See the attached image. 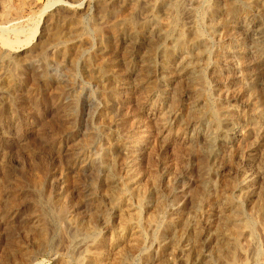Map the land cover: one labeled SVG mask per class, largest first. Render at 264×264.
Here are the masks:
<instances>
[{
  "label": "rangeland",
  "instance_id": "1",
  "mask_svg": "<svg viewBox=\"0 0 264 264\" xmlns=\"http://www.w3.org/2000/svg\"><path fill=\"white\" fill-rule=\"evenodd\" d=\"M11 1L8 0L7 9L13 11L14 16L17 15L19 24L23 27L29 26L32 19H38L44 8L48 10L42 39L44 44H31L27 49L31 51L28 57L25 56L27 53L17 56V60L24 63L25 74H16L18 72L10 67L12 62L9 58L0 57V216L4 217L0 219V227L4 233L0 240V264H5L6 261V264H9L10 260L15 264L22 257L32 256L42 244L46 246L45 251L50 247L56 249L60 255L57 264H82L80 262L85 259L86 264H89L88 254L94 253V256H98L94 259L98 260L99 264L101 261L102 264H229L233 259H251L256 246L264 258V115L260 121L257 119V114L264 112V0H235L237 11H240L239 16L227 14L226 7L224 8V4H228L227 8L230 6L227 0H201L200 4L186 5L180 9L178 17L172 18L175 30L167 40L146 28L141 29V42L137 43L135 34H129L126 23L119 25L116 31L110 30V23L121 19L133 0H21L23 3L20 0ZM83 1L85 5H81ZM53 2L55 4L50 6ZM1 6L2 4L0 12ZM150 8V5L147 6L141 15L135 17L150 16ZM157 10L160 20L167 9L165 5H159ZM240 13L244 14L243 17ZM15 22L16 20L8 23L0 20V34L3 27H9ZM60 23L62 33L72 37L70 41H77L82 46L83 52H76L74 61L72 58L62 57L58 48L59 40L53 38V32ZM226 23L230 35L235 33L237 40L239 39L240 47L236 48L229 39L230 35L225 36ZM81 27L88 32L87 35L75 37ZM9 31L7 36L13 38V31ZM177 34L178 37L181 35L185 42H205L204 46L206 45L208 51L206 57L203 51L205 47L200 46L198 49L195 42H189L194 43L196 47L193 46L192 53L186 52L188 57L185 56L187 54L175 47ZM21 37L24 38L25 33L22 32ZM196 48L198 51L202 50L204 55L201 57L207 58V61H202L201 57L199 61L195 59L198 53ZM221 49L224 53L218 67L215 66V60ZM229 49H233L231 56L228 55ZM132 50L138 51L133 53ZM144 51L149 53L151 62L147 60L149 58L146 59ZM167 53L170 59L167 58ZM142 55L144 59L141 58ZM182 57L196 61L193 65L203 70L204 81L192 82L186 75L177 80L175 76L167 83V91L164 90L162 85L167 78L163 68L177 65L182 61ZM242 57L245 59L244 67ZM88 72L91 73L90 76ZM100 72L111 73L112 79L104 78ZM9 78L13 79V83L7 81ZM200 83H203L202 86ZM146 84L156 90L161 88L167 101L173 102L177 99L183 117L189 116L182 120L183 129L181 127L178 130V125L171 130L161 127L159 109L154 108L148 101ZM193 86L204 90L201 91L202 94L205 93L202 96L205 101L221 105L222 108L224 106V109L228 110V115L225 119L224 116L221 122V129L225 128L228 121L229 125L238 127L244 136L230 144L223 142L222 135L219 134L215 147L212 152L208 149L209 152L204 134L198 131L196 125L191 124L193 117L192 109L190 111L189 108H192L196 97L192 92L195 91ZM205 101L202 98L199 106L203 108L207 104ZM107 105L112 106L110 114L113 117L110 114L103 117ZM251 114L256 116V119ZM112 119L113 123L118 121V134L123 137H126L127 133H145L146 141L144 140L142 147L135 153V163L138 164L137 170L140 174V189L143 188L142 201L138 204L137 196H131L129 199L132 204L130 208L134 209L132 219L141 216V223L144 222L142 229L145 241H142V245L136 243L138 239L129 234L121 241L119 248L115 247L119 242L120 224L119 212L112 201L116 198V192L124 186V175L126 172L128 174L127 163L131 158L118 150L114 140L111 144L114 155L111 165L116 175L117 191L112 193L110 186L104 189L97 186L106 174L102 158V147H106L103 129L106 130L104 126L110 125ZM205 120L210 121L209 118ZM202 163L208 165V169ZM240 181L243 182L242 185ZM145 184L147 186H144ZM222 189L225 193H233V198L241 201L246 215L256 217L254 236L248 235L242 229L237 231L240 237L238 245L232 241L234 230L221 227L225 215L222 201L225 195ZM67 191L69 197L66 196ZM194 198L199 200L196 202ZM135 210L142 212L139 214ZM175 211L184 217L180 219L183 226L180 222L174 223ZM152 212L155 213L153 216ZM155 215L160 219V226L157 227L152 224ZM41 217L43 218L40 222ZM144 228H147L146 231ZM182 231L184 235L181 234ZM133 242L138 245L135 246ZM85 245H91L90 253ZM22 249L29 251L28 255H23ZM79 251L82 252V259L78 256ZM121 252L125 258L117 260ZM76 253L78 257H73ZM42 257H46L45 252L39 259Z\"/></svg>",
  "mask_w": 264,
  "mask_h": 264
},
{
  "label": "bare ground",
  "instance_id": "2",
  "mask_svg": "<svg viewBox=\"0 0 264 264\" xmlns=\"http://www.w3.org/2000/svg\"><path fill=\"white\" fill-rule=\"evenodd\" d=\"M10 2H12L11 0H9ZM21 1V0H20ZM19 1V2H20ZM245 1V0H244ZM7 2H8V0H1V2H0V5L2 4V12H0V20L2 21V22H6V23H8V22H12L13 20H16V22L15 23H13V24H10L9 25V27H8V25H7V27H3L2 28V30H1V34H0V57H4L5 59L6 58H9L8 60L9 61H11L12 62V66H10L15 72H18V73H16V74H25L26 73V71H25V67H24V63H22L21 62V60L20 61H18L17 60V56H20V55H22V53H27V54H25V56L27 55V57H28V53L30 54L31 53V51H28L27 49H28V47H30V45L31 44H37V45H41V44H44L43 42H42V39H43V34H44V31H45V28H46V12H47V8H44V10H43V12H42V14L39 16V18L38 19H36L35 21H33V19H32V22L29 24V26L27 25L26 27H23L22 26V24H19L20 23V21H18V18H17V15H15L14 16V14L11 12V11H9L7 8H8V6H7ZM22 2V1H21ZM35 2V1H34ZM37 2V1H36ZM200 2H201V0H152V2H149V0H133V2H132V5L129 7V9H127V11H125V12H123V14H122V18L121 19H118L117 21H114V22H112V23H110V30H115V29H117L118 27H119V25H123V24H127L128 26H126V28H129V30H130V33L129 34H135V38H136V43L137 42H141V39H140V34H141V32H142V30H145L146 28H150L149 30H151L154 34H157V35H161V37H165V39L164 40H167L166 38L167 37H169L173 32H174V30H175V28H174V22H173V20H172V18H176V17H178V13L180 12V9L182 8V7H184V6H186V5H193L194 6V4H200ZM223 2H225V0L223 1ZM248 2V1H247ZM23 3V2H22ZM215 3V2H214ZM214 3H213V5H214ZM227 3H229L230 4V6H229V8H227L228 6V4H226V6H225V4H224V8L226 7V11H227V14H229V15H235V14H238V16H239V12L237 11V6H236V2H235V0H227ZM252 3V2H251ZM55 3L53 2V3H51V5L50 6H53ZM248 4V3H247ZM247 4H244V5H247ZM9 5V4H8ZM24 5H26V4H24ZM81 5H85V1H83L82 3H81ZM150 5V9H152L151 10V12L152 13H150V16H147V17H142V18H140V17H138V18H136L135 17V15H141V12L147 7V6H149ZM159 5H165V8L167 9L166 10V12H165V15H163V18L162 19H160L159 20V14L157 13V8H158V6ZM202 5V4H201ZM207 5V4H206ZM212 5V6H213ZM248 5H250V4H248ZM21 6V5H20ZM215 6V5H214ZM223 6V5H222ZM19 7V6H18ZM192 7V6H191ZM49 8V7H48ZM21 8H19V10H20ZM191 9V8H190ZM193 9V8H192ZM195 9V8H194ZM248 9V8H247ZM246 9V10H247ZM18 10V9H17ZM210 10V9H209ZM242 10V9H241ZM245 10V11H246ZM189 11V10H188ZM204 10H202V12H203ZM221 11V10H220ZM237 12V13H236ZM242 12H244L243 10H242ZM247 12H249V11H247ZM247 12H245V14L247 13ZM182 13V12H181ZM184 13V12H183ZM217 13V12H216ZM218 13H219V11H218ZM149 15V14H148ZM184 15V14H183ZM217 15V14H216ZM243 15L244 14H242L241 15V13H240V16L241 17H243ZM248 15H249V13H248ZM247 15V16H248ZM76 16H78V15H76ZM120 16V15H119ZM145 16V15H144ZM224 16V15H223ZM246 16V17H247ZM245 17V16H244ZM79 18V17H78ZM77 18V19H78ZM114 18V17H113ZM181 18V17H180ZM213 18H215V17H212V19ZM217 18V17H216ZM215 18V19H216ZM137 19V20H136ZM184 20V19H183ZM74 21V20H73ZM79 21V20H78ZM176 21V20H175ZM180 21H182V20H180ZM213 21V20H212ZM215 22V21H214ZM72 23H74V22H71V24ZM183 23H184V21H183ZM200 23V22H199ZM220 23H221V21H220ZM224 23V22H223ZM69 24V23H68ZM230 23L228 22V25H229ZM178 25H180V23H178ZM193 25V24H192ZM6 26V25H5ZM59 26H61V23L59 24V25H57L56 26V29L54 30V32H53V38L55 39V38H57L58 40H56V41H58V48H59V52L61 53V55H62V57L63 58H72V60H73V57H74V55H75V53L77 52L78 54L80 53V52H83V50H82V46H81V44L79 43V42H77V41H74V40H71L70 41V38H72V37H67L66 35H64V33H62L63 31H61L60 30V27ZM212 26H214V24H212ZM224 27V26H223ZM62 28V27H61ZM216 28V27H215ZM228 27H227V23L225 24V28H224V32L226 33V35L225 36H228L229 37V35H230V32H228V29H227ZM232 28V27H231ZM142 29V30H141ZM9 30H12L13 31V33H14V37L13 38H9V36H7V33H8V31ZM128 30V31H129ZM193 30V29H192ZM116 31V30H115ZM150 31V32H151ZM181 31H183V30H181ZM190 31V30H189ZM230 31V30H229ZM231 31H232V29H231ZM9 32H11V31H9ZM25 33V37L24 38H22L21 37V33ZM200 32V31H199ZM198 32V33H199ZM214 32V31H213ZM223 32V34L222 35H224L225 33ZM86 33H88V32H86V30L84 29V27H81V29L79 30V31H77L75 34H76V36L75 37H78L79 35H87ZM116 33V32H115ZM140 33V34H139ZM186 33V32H185ZM114 34V33H113ZM187 34V33H186ZM52 35V34H51ZM74 35V34H73ZM117 35V34H116ZM12 36V35H11ZM68 36H70V35H68ZM8 37V38H7ZM74 37V38H75ZM148 38V37H147ZM155 38V37H154ZM152 39V38H151ZM156 39V38H155ZM231 41H233V44L234 45H236V48H238V47H240L239 45V39L237 40V36H236V34L235 33H233L232 35H230V38H229ZM236 40V41H235ZM158 41V40H157ZM175 41V40H174ZM55 42V41H54ZM159 42V41H158ZM188 42V41H187ZM187 42H185L184 40H182L181 39V35H179V37H178V34H177V43H176V46L175 47H178L179 49H181V52H183V53H185V54H187L186 52H189L190 53V51H191V49L192 48H194V47H196V45H197V47H198V49H200V46H203V47H205L204 46V43H201V41H192V40H190L189 42H195V44L196 45H194V43H187ZM46 43V42H45ZM53 43V42H52ZM51 43V44H52ZM255 43V42H254ZM49 44H50V42H49ZM104 44V43H103ZM159 44V43H158ZM157 44V45H158ZM188 44V45H187ZM258 44V43H257ZM142 45V44H141ZM152 45V44H151ZM174 45V44H173ZM256 45V44H255ZM166 46V45H165ZM194 46V47H193ZM257 46H259V45H257ZM151 47H153V46H151ZM172 47V46H171ZM260 47H261V45H260ZM259 48V47H258ZM150 49V48H149ZM263 49V48H262ZM128 50H129V48H128ZM196 50H197V48H196ZM227 50V49H226ZM233 49H229V56H231L232 55V53H233V51H232ZM258 50H260V49H258ZM264 50V49H263ZM41 51V50H40ZM133 51V53L134 52H136V51H138V50H132ZM141 51V50H140ZM149 51V50H148ZM203 51H204V53H206V52H208L207 51V47H205V48H203ZM142 52V51H141ZM198 52V53H197ZM197 55H196V57H195V59L196 60H200V57L201 56H203L204 54L202 53V50L200 51H198L197 50ZM239 52L242 54V50L241 49H239ZM260 52H261V54H262V51L260 50ZM259 52V53H260ZM130 53H132L131 51H130ZM144 54H145V56H146V59L147 58H149V59H147V60H150V55H149V53L147 52V53H145V51L143 52ZM142 53V54H143ZM169 53V52H168ZM168 53H167V58H169L170 59V57H168ZM191 53H192V51H191ZM223 53H224V51L221 49L219 52H218V54L216 55V64H215V66H218L219 67V62H220V60L222 59V56H223ZM151 54V53H150ZM195 54V53H194ZM216 54V53H215ZM261 54H259V55H261ZM264 54V53H263ZM24 55V54H23ZM32 55V54H31ZM152 55V54H151ZM184 55V54H183ZM189 55H191V54H189ZM206 55H207V53L204 55L205 57H206ZM243 55V54H242ZM24 56V57H25ZM76 56V55H75ZM185 56H187L188 57V54L187 55H185ZM184 56V57H185ZM195 56V55H194ZM33 57V56H32ZM60 57V56H59ZM154 57V56H153ZM181 58L182 59V61L180 62V61H178V62H180V63H178L177 65H168V66H166V67H164L163 68V70L164 71H166V72H164V73H166L165 75H166V80H164L163 81V85L162 86H164L165 87V89L164 90H166L167 89V86H168V82H169V80H171L172 78H174L175 76H176V79L177 80H179L180 78L182 79L185 75V77H190L191 79V81L193 82V81H198V80H200V82L202 81H204V77H203V70L202 69H200V67H199V69H198V67L197 66H194L193 64H195L196 63V61L194 62L192 59L191 60H189L188 58ZM190 57V56H189ZM202 58V61H203V59H205V61H207V58ZM263 57V56H262ZM83 58V57H82ZM142 59H144V56L142 55V57H141ZM226 58V57H225ZM1 59V58H0ZM15 59V60H14ZM115 59V58H114ZM130 59V58H129ZM180 59V60H181ZM244 57H242V64H243V67L245 66L244 65ZM111 60V59H110ZM74 61V60H73ZM107 61V60H106ZM152 60H150V62H151ZM197 61V62H198ZM8 62V61H7ZM130 62V61H129ZM144 62H147V61H144ZM150 62H149V64H150ZM153 62H155V61H153ZM169 62H171L170 60H169ZM116 63V62H115ZM137 63V62H136ZM177 63V62H176ZM223 63V62H222ZM260 63V62H259ZM110 64V63H109ZM145 64V63H144ZM151 64H153V63H151ZM168 64V63H167ZM27 65V64H26ZM112 65H113V63H112ZM116 65V64H115ZM142 65V64H141ZM146 65V64H145ZM197 65V64H196ZM109 66V65H108ZM199 66H200V64H199ZM202 66H203V64H202ZM141 67V66H140ZM160 67V66H159ZM242 67V69H244ZM261 67V66H260ZM115 68H116V66H115ZM259 68V67H258ZM11 69V70H12ZM107 69V68H106ZM134 69V68H133ZM138 69H141V68H138ZM146 69V68H145ZM12 70V71H13ZM85 70V69H84ZM111 70V69H110ZM260 70V69H259ZM90 71V70H89ZM104 71V70H103ZM138 71V70H137ZM87 72V71H86ZM111 72V71H110ZM139 72V71H138ZM142 72V71H141ZM147 72V71H146ZM228 72V71H227ZM251 72H252V70H251ZM88 73H90V72H88ZM101 73V72H100ZM99 73V74H100ZM152 73V72H151ZM248 73V72H247ZM13 74V73H12ZM102 74V76L105 78V77H108V78H110V79H108V80H111L112 78L110 77L112 74L111 73H101ZM144 74V73H143ZM91 75V73L90 74H88V76H90ZM140 75H141V73H140ZM165 75H164V77H165ZM258 75V74H257ZM87 76V75H86ZM95 76H96V74H95ZM116 76V75H115ZM144 76V75H143ZM143 76H140V77H142V78H144ZM152 76V75H151ZM156 76H157V74H156ZM12 77V76H11ZM147 77V76H146ZM146 77H145V79H146ZM250 77H253V76H250ZM113 79H115L114 77H113ZM141 79V78H140ZM152 79H154V78H152ZM156 79V78H155ZM164 79V78H163ZM185 79V78H184ZM186 79H188V78H186ZM253 79V78H252ZM256 79V78H255ZM143 80V79H142ZM151 80V79H150ZM175 80V79H174ZM189 80V79H188ZM249 80V79H248ZM7 81H9V83H13V79L12 78H9V80H7ZM115 81V80H114ZM113 81V82H114ZM149 81V80H148ZM156 82H157V80H155ZM182 81V80H181ZM190 81V82H191ZM252 81V80H251ZM250 81V82H251ZM126 82V81H125ZM180 82V81H179ZM254 82V81H253ZM100 83V82H99ZM148 83V82H147ZM196 83V82H195ZM256 83V82H255ZM117 84V83H116ZM151 85H152V83H150ZM156 84V83H155ZM173 84V83H172ZM191 84H194V83H191ZM197 84V83H196ZM201 84V83H200ZM203 84V83H202ZM202 84L200 85V86H202ZM158 85V84H157ZM255 85V84H254ZM112 86V85H111ZM146 87H145V89H147L148 90V94H147V99H148V101L149 102H151V104H152V106L154 107V108H158L159 109V117H160V125H161V127H163V129H167V130H171V129H173L174 128V126H176V125H178V130L179 129H181V127H182V129H183V121L182 120H184L183 118L184 117H186V118H188L189 116L187 115V116H184L183 117V115H182V111H181V108H180V105L179 104H177L178 102H176L177 101V99L176 100H174L173 102L171 101L170 102V100L169 101H167L166 100V98H165V96L163 95V91L162 90H160L161 88H159V86H158V88H159V90H156V88H150V87H152V86H149V84H146L145 85ZM177 86V85H176ZM261 86V85H260ZM116 87V86H115ZM157 87V86H156ZM194 87V86H193ZM149 88V89H148ZM157 88V89H158ZM195 88V87H194ZM197 88H199V89H196L195 88V91H192V92H194L195 94H196V97H195V99L193 100V102H192V108H189L190 109V111H191V109H192V119L193 120H191L190 118H189V120H191L192 122H191V124L193 123V125H196V127H197V129H198V131L199 132H201L202 134H204V137H205V141H206V144H207V150L208 149H210L211 150V152H212V150H213V148L215 147V141L217 140V138H218V136H219V134L220 135H222V140H223V142H225V143H230V142H232L233 140H236L237 138H239L240 139V137H242V135H243V132L238 128V127H236V126H232V125H229V122L227 121V124H226V126H225V128L224 129H221V122H222V120H223V117H224V119L226 118V115H228V110H225L224 109V106H223V108L221 107V105H214V104H212V103H208L207 101H205V98L204 97H202L204 94H202V91L201 90H203V89H201V87H197ZM249 88H250V86H249ZM263 88V87H262ZM118 89V88H117ZM141 89V88H140ZM139 89V90H140ZM181 89V88H180ZM179 89V90H180ZM252 89H253V87H252ZM259 89V88H258ZM146 90V91H147ZM178 90V91H179ZM245 90V89H244ZM256 90V89H255ZM167 91V90H166ZM177 91V92H178ZM204 91V90H203ZM248 91V90H247ZM253 91V90H252ZM116 92V91H115ZM180 92V91H179ZM246 92V91H245ZM249 92H251V91H249ZM249 92H247V93H249ZM105 93V92H104ZM110 93V92H109ZM114 93V92H113ZM144 93V92H143ZM252 93V92H251ZM254 93V92H253ZM264 93V92H263ZM144 94H146V93H144ZM175 94H176V92H175ZM181 94V93H180ZM108 95V94H107ZM192 95H194L193 93H192ZM110 96V95H109ZM115 96H116V94H115ZM108 97V96H107ZM111 97V96H110ZM114 97V96H113ZM177 97V96H176ZM179 97V96H178ZM180 98V97H179ZM203 98V100L205 101V102H207V104L205 105V106H203V108L201 107V106H199V103L201 102V99ZM145 100V99H144ZM207 100V99H206ZM108 102V101H107ZM166 102V103H165ZM181 102V101H180ZM189 102H191V101H189ZM109 103V102H108ZM113 103V102H112ZM107 104V103H106ZM114 104V103H113ZM112 104V105H113ZM189 106H190V104H189ZM198 106V107H197ZM263 106V105H262ZM111 107L112 106H106V113H104L103 112V117L105 118V116H109V114L112 112V109H111ZM259 108H260V106H258ZM257 108V107H256ZM186 109V108H185ZM224 109V110H223ZM255 109V108H254ZM184 110V109H183ZM185 111V110H184ZM189 111V110H188ZM252 111H253V109H252ZM251 111V112H252ZM184 113V112H183ZM112 114V113H111ZM110 114V115H111ZM119 114V113H118ZM188 114H189V112H188ZM184 115H186V114H184ZM190 115V114H189ZM252 115V114H251ZM258 117H257V119H258V121H260L261 120V118H262V115H264V112L263 111H260L258 114ZM112 116V115H111ZM110 116V117H111ZM119 116V115H118ZM191 116V115H190ZM233 116V115H232ZM252 116H254V115H252ZM113 117V116H112ZM120 117V116H119ZM118 117V118H119ZM255 117V119H256V116H254ZM116 118V117H115ZM121 118H124V117H121ZM134 118V117H133ZM206 118H209L210 119V121L209 122H207L205 119ZM108 119V118H107ZM111 119V118H110ZM254 119V120H255ZM104 120V119H103ZM124 120V119H123ZM252 121H253V119H251ZM257 121V120H256ZM109 123V122H108ZM123 123H126V122H124L123 121ZM127 124V123H126ZM125 124V125H126ZM253 124V123H252ZM159 125V126H160ZM188 126V125H187ZM253 126H254V124H253ZM252 126V127H253ZM105 127V129L106 130H104L103 129V133H104V135H105V137H106V147H102V158H103V165H104V168H105V170H106V174H105V177H103V179H101L100 181H101V183L100 184H98L97 186H99L98 188L99 189H104L105 187H109L110 186V190H112L113 192L112 193H114V192H116L117 190H116V188L118 187L117 186V184H116V175H114L115 173L112 171V165H111V162H112V156H114V155H112L113 154V148L111 147V144H112V141L114 140V142H115V145L117 146V148H118V150H120V151H122V152H124V153H126L127 155H128V157L129 158H131V160H129L128 159V163H127V169H128V174H127V172L125 173L126 175H124V177H126L125 178V181H124V186H126L125 188H123L124 186H122L119 190L120 191H117L116 192V198H113L114 200L112 201L113 203V205H114V207L115 208H117V212H119L118 213V216H119V224H120V232H118L119 234H118V239H119V242L116 244V248H119L122 244H121V241L126 237V236H128L129 234H131L130 236H135V238H137L138 240H136L137 242L136 243H140V245H142V241H143V239H144V235H143V229H142V227H143V223H141L142 222V219H141V216H138L136 219H135V217H134V219H132L133 217V214H132V212L134 213V209L133 208H130V206L132 205L130 202H129V199L131 198V196L133 197H135V196H137L138 197V200L139 201H137L136 200V202H138V204H141V199H142V194H141V191H142V189L143 188H141L140 189V183H139V170H137V168H138V164H136L135 163V153L137 154V151L139 150V148H141L142 147V145L144 144V140L146 141V139H145V133H140V134H138V132L137 133H132V134H128L127 133V135H126V137H123V135L121 136L120 134H118V129H117V127H119V125H118V121L117 120H115L114 121V123H113V119L111 120V122H110V125L108 124V126L106 125V126H104ZM125 127H127V125L125 126ZM255 128H256V125L254 126ZM260 127H261V125H260ZM128 128V127H127ZM146 128V127H145ZM187 128V127H186ZM185 128V129H186ZM195 128V127H194ZM257 128H259V126L257 127ZM197 129H195V130H197ZM126 130V129H125ZM124 130V131H125ZM128 130H130L129 128H128ZM174 130H176V129H174ZM195 130H194V132H195ZM187 131V130H186ZM257 131V130H256ZM114 132H116L115 133V135H114ZM179 132V131H178ZM258 132V131H257ZM184 133V132H183ZM187 134V133H186ZM198 134V133H197ZM125 136V135H124ZM244 136V135H243ZM256 137V136H255ZM220 139V138H219ZM261 139V138H260ZM238 140V139H237ZM242 141V140H241ZM191 142H192V140H191ZM238 142H240V141H238ZM262 142V141H261ZM154 143V142H153ZM221 144V143H220ZM231 144V143H230ZM236 144H238V143H236ZM236 144H234V145H236ZM254 145V144H253ZM219 146V145H218ZM114 147V146H113ZM192 148L194 147V145H192L191 146ZM200 147V146H199ZM201 147H202V145H201ZM224 147V146H223ZM254 147V146H253ZM263 148H264V146H262ZM173 148V147H172ZM189 149V148H188ZM197 149H198V147H197ZM200 149V148H199ZM231 149V148H230ZM193 150V149H192ZM202 150H204V148L202 149ZM264 150V149H263ZM209 151V150H208ZM217 151V150H216ZM117 152V151H116ZM200 151H198V153H199ZM210 152V151H209ZM197 153V152H196ZM207 153V152H206ZM262 153H264V152H262ZM118 154V153H117ZM201 154V153H200ZM208 154H210V153H208ZM197 155V154H196ZM203 155V154H202ZM206 155V154H205ZM214 155V154H213ZM190 156V155H189ZM262 156H263V154H262ZM199 157H201V155L199 156ZM206 157V156H205ZM207 159L209 158L208 156L206 157ZM205 158V159H206ZM199 159H202V158H199ZM211 159V158H210ZM263 159V158H262ZM261 159V160H262ZM115 160V159H114ZM127 160V159H126ZM213 160H214V158H213ZM205 161V160H204ZM203 161V162H204ZM208 161V160H207ZM201 162V161H200ZM206 162V161H205ZM262 163H263V161H261ZM203 165H204V163H202ZM201 164V165H202ZM264 165V164H263ZM204 166H207V169H208V165H204ZM213 166V165H212ZM211 167V166H210ZM206 168V167H205ZM213 168V167H212ZM204 169V168H203ZM141 170V169H140ZM205 170V169H204ZM210 170H211V168H209V172H210ZM214 170V169H213ZM206 171V170H205ZM204 174V173H203ZM155 177V176H154ZM153 177V178H154ZM200 177H201V175H200ZM204 177V176H203ZM150 178V177H149ZM211 176H210V180H211ZM204 179V178H203ZM208 179V178H207ZM249 179V178H248ZM263 179V178H262ZM118 180V179H117ZM205 180V179H204ZM214 180V179H213ZM212 180V181H213ZM245 180V179H244ZM154 181H155V179H154ZM198 181H199V179H198ZM243 181V180H242ZM242 181H240V184L242 185ZM121 182V181H120ZM207 182V181H206ZM211 182V181H210ZM230 182V181H229ZM228 182V183H229ZM97 183V182H96ZM201 183H202V181H201ZM209 183V182H208ZM214 183V182H213ZM122 184V183H121ZM203 184V183H202ZM211 184H212V182H211ZM227 184V183H226ZM231 184V183H230ZM114 185V186H113ZM120 185V184H119ZM205 185H206V183H205ZM205 185H203V188H204V186ZM209 185H210V183H209ZM144 186H147L146 184L144 185ZM143 186V187H144ZM260 186V185H259ZM113 187V188H112ZM210 187V186H209ZM221 187V186H220ZM225 187V186H224ZM232 187V186H231ZM150 188V187H149ZM200 188V187H199ZM202 188V189H203ZM214 188V187H213ZM237 188H238V185L236 186V190H237ZM68 189V188H67ZM205 189V188H204ZM207 189V188H206ZM228 189V188H227ZM230 189V188H229ZM105 190H107L108 191V189H105ZM109 190V191H110ZM144 190H147V189H144ZM209 190V189H208ZM220 190V189H219ZM223 190V192H224V189H222ZM234 190V189H233ZM244 190V189H243ZM154 191V190H153ZM201 191V190H200ZM230 191V190H229ZM232 191V190H231ZM241 191V190H240ZM136 192V193H135ZM196 192H197V190H196ZM220 192V191H219ZM242 192V191H241ZM142 193H143V191H142ZM221 193V192H220ZM245 193H247L246 191H245ZM141 194V195H140ZM145 194V193H144ZM200 194V193H199ZM201 194H202V192H201ZM218 194V193H217ZM216 194V195H217ZM222 194V193H221ZM225 196L224 197H222V201H223V205H224V211H225V215H224V217H223V219H222V222H221V227H229V228H231V230L233 229L234 231H233V233H232V231H231V233H232V241H234L233 243L235 244V245H238V240H239V236H238V233H237V231H241V229L243 230V231H245L248 235L250 234L251 236H254V233H255V231H254V227H255V224H256V217H254V215L252 216L251 214L250 215H246V212H245V210H244V207H243V204H241V201H237V200H235L234 198H233V196H232V194L231 193H223ZM157 195H158V192H157ZM192 195V194H191ZM209 195V194H208ZM218 195H220V194H218ZM218 195H217V197H218ZM66 196H68L69 197V193H68V191H67V193H66ZM130 196V197H129ZM144 196V195H143ZM194 196V195H193ZM202 196V195H201ZM111 197V196H110ZM133 197V198H134ZM136 197V198H137ZM156 197V196H155ZM159 197V196H158ZM162 197V196H161ZM160 197V198H161ZM213 197V196H212ZM220 197H221V195H220ZM159 198V199H160ZM198 198H199V196H198ZM157 199V198H156ZM155 199V201H157ZM194 199H196V198H194ZM199 199H201V198H199ZM198 199V200H199ZM203 199V198H202ZM197 199H196V202L198 201ZM220 200V199H219ZM262 200V199H261ZM144 201V200H143ZM160 201V200H159ZM192 201H193V199H192ZM196 202H195V204H196ZM209 202V201H208ZM217 202V201H216ZM164 203V202H163ZM162 203V205H164ZM200 203V202H199ZM199 203H197L198 204V206L200 205ZM215 204V203H214ZM213 204V205H214ZM222 204V203H221ZM161 205V204H160ZM161 205V206H162ZM143 206V205H142ZM141 206V207H142ZM197 206V205H196ZM157 207H159V206H157ZM200 207V206H199ZM195 208V207H194ZM133 209V210H132ZM140 209V208H139ZM153 209V208H152ZM197 209H199V208H197ZM221 209V208H220ZM132 210V211H131ZM194 210H196V209H194ZM218 211H219V209H217ZM256 210V209H255ZM135 211H138V210H135ZM160 211V210H159ZM224 211H223V213H224ZM258 211H260V209L258 210ZM263 211V210H262ZM139 212V211H138ZM140 212H142V210H140ZM140 212H139V214H140ZM154 212H156V211H154ZM154 212H152L153 214H152V216L155 214ZM210 212H212V211H210ZM209 212V213H210ZM220 212H221V210H220ZM219 212V213H220ZM254 212V211H253ZM261 212V211H260ZM198 213V212H197ZM219 213H218V215H219ZM136 214V213H135ZM138 214V213H137ZM207 214V213H206ZM262 214V213H261ZM174 215H176L175 216V219H173V221H174V223L175 224H179V222H180V219H182V218H184V217H182V216H180V214L179 213H177L176 211H175V213H174ZM209 215V214H208ZM207 216V215H206ZM182 217V218H181ZM210 217V216H209ZM258 217V216H257ZM1 218H4L3 216H0V219ZM43 217H41L40 218V222H41V219H42ZM147 217H145V219H146ZM159 217H156V215L153 217V220H152V224H154L155 225V227H157V226H160V219H158ZM166 218V217H165ZM148 219H150V218H148ZM220 219V218H219ZM163 220V219H162ZM205 220H207V219H205ZM261 220V219H260ZM187 221H188V219H187ZM43 222H44V220H43ZM46 222V221H45ZM184 222V221H183ZM217 222H219V221H217ZM1 220H0V226H1ZM33 223V222H32ZM181 223V222H180ZM197 223V222H196ZM42 224V223H41ZM46 224V223H45ZM118 224V225H119ZM188 224V223H187ZM199 224V223H198ZM36 225V224H35ZM174 225V224H173ZM181 225H182V223H181ZM46 226V225H45ZM172 226V225H171ZM183 226V225H182ZM23 227V226H22ZM42 227H44V225L42 226ZM94 228V227H93ZM181 228V227H180ZM45 229V231H46V227L44 228ZM43 229V230H44ZM145 229V228H144ZM147 229V228H146ZM146 229H145V231H146ZM154 229V228H153ZM179 229V228H178ZM183 230H184V228H182ZM206 229V228H205ZM220 229H222V228H220ZM39 230V229H38ZM42 230V229H41ZM157 230V229H156ZM159 230V229H158ZM176 230V229H175ZM209 230V229H208ZM213 230V229H212ZM219 230V229H218ZM89 231V230H88ZM94 231V230H93ZM179 231V230H178ZM185 231V230H184ZM201 231V230H200ZM205 231V230H204ZM211 231V230H210ZM87 232V231H86ZM99 232V231H98ZM175 232H177V231H175ZM181 232V231H180ZM186 232V231H185ZM195 232V231H194ZM198 232V231H197ZM196 232V233H197ZM227 232V231H226ZM46 233H47V231H46ZM208 233V232H207ZM210 233V232H209ZM181 234H183V231H182V233ZM203 234V233H202ZM212 234V233H211ZM92 235V234H91ZM100 235V234H99ZM98 235V236H99ZM159 235V234H158ZM175 235H176V233H175ZM174 235V236H175ZM178 235H180L179 233H178ZM184 235V234H183ZM197 235V234H196ZM205 235V234H204ZM207 235V234H206ZM225 235V234H224ZM242 235V234H241ZM44 236V235H43ZM97 236V237H98ZM215 236V235H214ZM4 237V233H3V231L1 230V227H0V240L2 239ZM176 237V236H175ZM43 238V237H42ZM153 239V238H152ZM192 239H193V237H192ZM199 239V238H198ZM249 239V238H248ZM94 240H95V237H94ZM93 240V241H94ZM99 240H100V237H99ZM113 240V239H112ZM129 240V239H128ZM133 240V239H132ZM205 240V239H204ZM222 241L224 240V239H221ZM134 241V240H133ZM145 241V240H144ZM144 241H143V243H144ZM182 241V240H181ZM181 241H179V242H181ZM221 241V242H222ZM99 242V241H98ZM176 242V241H175ZM184 242V241H183ZM189 242V241H188ZM187 242V243H188ZM200 242H202L203 243V241H201L200 240ZM231 242V241H230ZM96 243V242H95ZM116 243V242H115ZM134 243V242H133ZM136 243H134L135 244V246H137L138 244H136ZM167 243V242H166ZM165 243V244H166ZM174 243V242H173ZM242 243V242H241ZM125 244V243H124ZM176 244H177V242H176ZM214 244V243H213ZM220 244V243H219ZM224 244V243H223ZM229 244V243H228ZM227 244V245H228ZM97 245H99V244H97ZM130 245V244H129ZM178 245V244H177ZM241 245V244H240ZM38 246V245H37ZM86 246V245H85ZM89 246V245H88ZM91 246V245H90ZM89 246V247H90ZM167 246V245H166ZM175 246V245H174ZM179 246V245H178ZM182 246V245H181ZM185 246V245H184ZM224 246H226V245H224ZM231 246V245H230ZM68 248H69V246H67ZM66 247V248H67ZM89 247H87L86 246V249H87V251H88V253H90V249H89ZM129 247V246H128ZM143 247V246H142ZM201 247H202V245H201ZM204 247V246H203ZM229 247V246H228ZM49 248V247H48ZM94 248H96V246L94 247ZM124 248V247H123ZM129 248H131V247H129ZM184 248H186V247H184ZM220 248V247H219ZM229 248H231V247H229ZM228 248V249H229ZM233 248V247H232ZM242 248V247H241ZM45 249H46V246L44 245V244H42V245H40L38 248H37V251H36V253H34V255H32V256H29L28 255V252L29 251H27L26 249H22V252L24 253L23 255H28V256H26V257H22V258H20V259H18L17 261H16V263L15 264H57V262H58V258H59V254H58V252L56 251V249L54 250V248H52V247H50L49 248V250L48 251H45ZM80 249V248H79ZM122 249V248H121ZM121 249H119V250H121ZM124 249H126V248H124ZM221 249V248H220ZM224 249V248H223ZM237 249V248H236ZM8 250V249H7ZM28 250H30V249H28ZM71 250H74V249H71ZM95 250V249H94ZM137 250H138V248H137ZM200 250V249H199ZM240 250V249H239ZM60 251V250H59ZM82 251V250H81ZM81 251H79L80 252V254H78V256L79 257H81V259L83 258L82 256H81ZM97 251V250H96ZM114 251V250H113ZM125 251V250H124ZM123 251V252H124ZM127 251V250H126ZM130 252H131V250H129ZM189 251H190V249H189ZM221 251V250H220ZM231 251V250H230ZM233 251V250H232ZM235 251V250H234ZM233 251V252H234ZM243 251H244V249H243ZM248 251V250H247ZM13 252V251H12ZM43 252H45L46 253V257H42V259H39V256L40 255H42L43 254ZM73 252H75V251H72V253ZM84 252V251H83ZM187 252V251H186ZM199 252V251H198ZM197 252V253H198ZM207 252V251H206ZM206 252L204 253V254H206ZM217 252V251H216ZM85 253V252H84ZM115 253V252H114ZM127 253H128V251H127ZM203 253V252H202ZM262 252H261V250H259V248H258V246H256L255 248H254V250H253V256H252V258L251 259H243L242 258V260H235V259H233V260H231L230 261V263L229 264H264V258H263V256H262V254H261ZM9 254V253H8ZM94 254H96V253H94ZM94 254H88V256H89V264H99L100 262L98 261V260H96V259H94L95 257H98L97 255L96 256H94ZM203 254V255H204ZM20 255H22V254H20ZM106 255V254H105ZM111 255V254H110ZM190 255V254H189ZM218 255V254H217ZM220 255V254H219ZM218 255V256H219ZM232 255V254H231ZM248 255V254H247ZM13 256V255H12ZM62 256V255H61ZM73 256V255H72ZM77 256V253L75 254V256H73V257H78ZM192 256V255H191ZM5 257V256H4ZM7 257H9V256H7ZM103 257V255L102 256H100V258H102ZM128 257V256H127ZM209 257V256H208ZM208 257H206V258H208ZM234 257V256H233ZM117 258V257H116ZM123 258H125V256L123 255V253L121 252V254L120 255H118V259L117 260H122ZM130 258V257H129ZM211 258V257H210ZM74 259V258H73ZM79 259V258H78ZM104 259H106V258H104ZM212 259H214V257H213V255H212ZM216 259V258H215ZM236 259H237V257H236ZM7 260V259H6ZM5 260V261H6ZM200 260V259H199ZM203 260V259H202ZM4 261V260H3ZM11 262H12V260H10ZM10 261L8 262L9 264H13V262L12 263H10ZM67 261V260H66ZM83 261V260H82ZM80 262V263H82V264H84L83 262L84 261H86V259L83 261V262ZM115 261V260H114ZM124 262H125V260H123ZM207 261H209V260H207ZM7 262V261H6ZM6 262H5V264H6ZM99 262V263H98ZM102 262L103 261H101V264H102ZM117 262V261H116ZM127 262V261H126ZM125 262V263H126ZM4 263V262H3ZM87 263V261L85 262V264ZM210 263H212V262H209V264ZM217 262H215V264H216ZM69 264H70V262H69ZM104 264V263H103ZM123 264V263H122ZM127 264V263H126ZM220 264V263H219Z\"/></svg>",
  "mask_w": 264,
  "mask_h": 264
}]
</instances>
